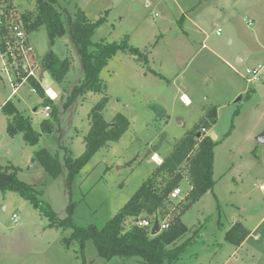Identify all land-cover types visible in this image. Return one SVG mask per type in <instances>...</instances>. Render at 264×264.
Instances as JSON below:
<instances>
[{"label":"rangeland","instance_id":"374dc122","mask_svg":"<svg viewBox=\"0 0 264 264\" xmlns=\"http://www.w3.org/2000/svg\"><path fill=\"white\" fill-rule=\"evenodd\" d=\"M6 5L3 2L1 9L5 11ZM181 6L194 7L195 19L203 24L202 30L189 26L191 35L201 39L199 46L202 41L206 44L190 63V49L182 52V41L178 42L188 38L180 29L186 17L179 15ZM58 9L65 25L79 11L90 21L104 17L93 40L127 39L145 58L137 62L128 52L119 51L101 73L105 93L87 92L68 104L72 88L82 77L70 35L66 33L53 45L44 25L31 30L29 39L37 58L34 65H39L36 74L44 90L55 87L59 121L54 122L52 107L47 118L54 122L52 132L42 130L45 98L32 91L30 81L10 96V77L2 70L0 56V163L21 167L20 179L33 184L39 198L59 217H66L69 188L62 175L56 179L48 176L34 160L35 152L45 148L63 159L67 148L74 157L82 155L90 110L108 96L105 119L111 121L123 113L131 123L119 140L108 142L81 169L73 189L78 201L76 222L102 226L157 169L150 156L154 149L171 154L202 112H206L204 118L215 108L216 121L203 131L209 135L215 132V141H219L214 146L213 188L181 214L192 186L188 164L183 163L179 169L183 175L181 193L160 209V220L171 223L181 214L189 227L169 246L192 240L177 264H264V143L256 139L264 132V0H60ZM36 13L35 0H14L8 11L11 20ZM244 18L252 20V25ZM219 26L220 36L216 35ZM50 49L71 62L61 83L53 80L44 65ZM181 59H186L184 64ZM224 59L231 60L236 69L228 67ZM258 65L263 66L258 79L248 81L246 69ZM181 78L190 86L183 89L194 101L191 106L180 99L179 93L184 91L179 92ZM6 99L30 117L41 134L36 145L29 144L23 132L8 131V117L2 110ZM159 105L167 108L169 117ZM169 178L161 175L158 182L163 184ZM13 213L19 215L17 222ZM238 222L253 230L239 248L226 239ZM134 223L128 218L125 227ZM71 232V228L51 227L49 219L29 200L0 188V264H142L134 257L104 259L91 241L84 249L78 243L66 246L64 239Z\"/></svg>","mask_w":264,"mask_h":264},{"label":"trees","instance_id":"16d2710c","mask_svg":"<svg viewBox=\"0 0 264 264\" xmlns=\"http://www.w3.org/2000/svg\"><path fill=\"white\" fill-rule=\"evenodd\" d=\"M13 1L0 0V6L3 2L8 4L5 11L0 7V15L3 12L8 14ZM35 1L37 13L34 17L25 14L21 16L27 30L30 32L44 25L53 45L57 39L68 33L80 59L82 77L80 82L72 88L68 104L87 92L105 93L107 86L101 73L119 51L143 58L142 52L131 46L127 39L121 42H95L93 40L97 28L105 22L104 17L97 21H90L84 12L79 11L75 17L71 16L68 24L65 25L58 9L59 0ZM44 65L53 80L61 83L70 70L71 62L70 59L61 58L53 49H50L44 58ZM29 81L36 91L45 98L44 104H52L54 122L59 121L58 106L46 96L40 82L33 77ZM108 101V96L104 95L90 110V129L84 137L85 150L82 155L74 157L66 148L62 162L58 154H52L45 148L35 152V160L43 166L52 179L58 178L66 171L65 182L66 187L69 188L70 196L66 217H59L49 204L43 203L38 196L39 191L34 185L20 179V168L15 165H0V188L3 192H17L29 200L49 219L51 227L71 228L70 236L64 239L66 246L78 243L84 249L87 241H91L95 245L98 255L107 260L114 257H134L139 259L138 262L142 264H177L192 242L190 239L181 245L169 247L188 232V227L183 223L181 214L191 204L199 200L204 193L213 188L215 183L213 178L214 146L219 141L212 140L211 136L203 133L202 130L216 121V109H211L191 130L185 132L172 153L158 165L152 175L138 187L132 197L104 225L79 224L75 220L78 205V201L74 199L75 180L92 157L108 142L119 140L130 125L129 118L123 113H117L111 121L105 119L103 111ZM2 110L11 117L8 122V131L11 134L21 131L29 144L36 145L38 143L41 134L33 128L30 117L23 114L12 100H7L2 106ZM54 122L45 119L41 123L42 130L45 133H51ZM198 133H201L200 137L197 136ZM185 162L188 164L192 188L189 192V202L183 207L181 214L171 221L167 229L156 235L151 234L150 227H142L136 223L126 228L125 221L128 218L150 219L156 213L160 215L159 211L167 204L170 193L179 187L183 180L179 169ZM161 175H168L170 178L160 184L158 178ZM249 235L250 230L238 222L227 232L226 239L236 246H240Z\"/></svg>","mask_w":264,"mask_h":264},{"label":"built area","instance_id":"2783aa9c","mask_svg":"<svg viewBox=\"0 0 264 264\" xmlns=\"http://www.w3.org/2000/svg\"><path fill=\"white\" fill-rule=\"evenodd\" d=\"M249 24H251V21H249ZM216 33L217 35H221L222 29L218 28ZM0 56L2 58L3 71L10 77L13 94L18 91L21 84L29 81L31 77L40 82L36 74L39 65H34V61L37 60L34 54V47L29 39V31L20 16L17 20H11L7 13L3 12L0 15ZM262 68V65H258L254 68H247L246 77L248 76V81L258 79V75ZM50 90H52L51 87L45 88L48 97H50L52 101H55L57 97L49 93ZM32 91L36 92L35 87H33ZM55 95H57L56 92ZM51 109L52 104L44 106V117L46 119L51 116ZM203 131H205V129H203ZM180 193L181 188H175L170 193L168 201L174 200ZM156 218L160 221L161 231L170 226V222L164 221V219L161 222L158 213L150 219L137 218L135 219V223L142 227H150L151 230ZM12 219L17 222L19 215L13 213Z\"/></svg>","mask_w":264,"mask_h":264},{"label":"crops","instance_id":"0c3cea01","mask_svg":"<svg viewBox=\"0 0 264 264\" xmlns=\"http://www.w3.org/2000/svg\"><path fill=\"white\" fill-rule=\"evenodd\" d=\"M59 2H60V0H59ZM149 4L148 3H146V6H148ZM179 8V12H180V14L179 15H185L186 17H185V21H184V24H183V26L182 27H180V29H181V31H182V33H187L188 34V38L186 39H182V40H178V42H180V41H182V52H184L185 50H189L190 49V55H189V63L196 57V55H197V53H198V51H199V49L200 48H204L205 46H206V44L202 41V45H200L199 46V42H200V38H197V37H195L194 35H191V31H190V24L194 27V28H197V30H202L203 29V24H201V22L199 21V19L197 18V19H195V16H194V12L195 11H193V10H195V8L194 7H189L188 8V6L187 7H184V6H181V7H178ZM157 14V13H156ZM21 17V16H20ZM244 20H246V21H248V24H249V21H251V24H249V25H252V20H250V19H246V18H244ZM218 28H221L220 26L218 27ZM217 28V29H218ZM193 29V28H192ZM217 29H216V32H217ZM222 29V28H221ZM193 31V30H192ZM186 35V34H185ZM216 35H217V33H216ZM220 36V35H219ZM174 40L175 39H172V42H174ZM208 47V46H207ZM206 47V48H207ZM178 52H180V50L178 51ZM137 62H142L141 60V58H139V57H137V55H132V54H130ZM183 55V54H182ZM181 54H180V57L182 56ZM186 56V55H185ZM155 59V58H154ZM186 59H187V56H186ZM186 59H181L182 61H183V64L185 63L184 61L186 60ZM238 59H240V62L241 61H243V58L241 59V58H239L238 57ZM80 60V59H79ZM225 60V61H224ZM223 60V62L228 66V67H230V68H234V69H236V67H235V65H234V63L230 60L229 61V59L227 60V59H224ZM150 62V61H149ZM149 62L147 63V65L149 66ZM188 63V64H189ZM3 64V63H2ZM187 64V65H188ZM2 70H3V68H2ZM80 74H81V76H82V71H81V66H80ZM181 85H182V87L180 86L179 87V92H180V90H184L183 89V87L184 88H186V89H189L190 88V86H189V84L187 83V81L185 80V79H183L182 80V78H181V83H180ZM54 92H56L55 91V87H54V89H52ZM187 91H183V92H180L179 94H180V99L184 102V104L185 105H189V106H191V105H193L194 104V101H192V98L186 93ZM11 95H13V93H11L10 94V96ZM15 95V94H14ZM9 96V97H10ZM241 97V96H240ZM239 97V98H240ZM7 100H9V99H6L3 103H2V106L5 104V102L7 101ZM237 100H240V99H238L237 98ZM54 102V101H53ZM55 103V102H54ZM15 104V103H14ZM16 105V104H15ZM17 107V106H16ZM159 107L161 108V109H163L162 111H163V114H165L164 116H167V117H169L170 116V114H169V112H168V110H167V108L164 106V105H159ZM18 108V107H17ZM19 109V108H18ZM34 110H37V108H35ZM203 113V115H201L200 117H199V119H197L196 121H195V123H197L204 115H205V111H203L202 112ZM7 117H8V122H9V120L11 119V117L9 116V115H6ZM90 123V122H89ZM131 123V122H130ZM180 124H183V120H180V122H179ZM195 123H194V125H195ZM193 125V126H194ZM192 126V127H193ZM89 129H90V126H89ZM203 129H205V128H203ZM207 129V128H206ZM205 129V130H206ZM189 130H191V128L190 129H188L187 131H189ZM89 131V130H88ZM186 131V132H187ZM203 131V130H202ZM184 135V134H183ZM85 137V136H84ZM85 142V141H84ZM159 149H154V151L151 153V160L153 161V162H155V164L158 166V165H160L162 162H163V160L167 157V156H169L170 154H163V153H161V151H158ZM171 153V152H170ZM156 156L157 157H159V159H160V161L159 160H157L156 159ZM30 157V155H28V157H27V159ZM60 159H61V161L63 162V160H64V155H63V159L60 157ZM35 160V159H34ZM32 162H35V161H33L32 160ZM11 163H9V162H7L6 164L4 163H0V165H3V166H6V165H10ZM12 165H14V164H12ZM15 166H17V165H15ZM19 166V165H18ZM20 168V171H19V174L21 173V167H19ZM63 176V179H64V181H65V179H66V171H64V174L62 175ZM182 182V181H181ZM192 184V183H191ZM181 185V184H180ZM180 187V186H179ZM191 188H192V186H191ZM262 188L264 189V187L262 186ZM191 190V189H190ZM186 225V224H185ZM245 226V225H244ZM188 227V226H187ZM247 229H249L247 226H245ZM188 229H189V227H188ZM250 230V229H249ZM252 232H253V230H250V235L252 234ZM249 235V236H250ZM249 236L247 237V239L240 245V246H237V248H239V247H243L246 243H247V240H248V238H249Z\"/></svg>","mask_w":264,"mask_h":264},{"label":"water","instance_id":"95a60500","mask_svg":"<svg viewBox=\"0 0 264 264\" xmlns=\"http://www.w3.org/2000/svg\"><path fill=\"white\" fill-rule=\"evenodd\" d=\"M239 99H241V97H240ZM197 136L200 137V136H201V133H198ZM210 136H211L212 140H214V141H215L216 138H217V134H216L215 132H212V133L210 134ZM256 139H257V141H259L260 143H264V132H262L261 134H259V135L256 137ZM160 232H161L160 221H159L158 218H156L155 221H154L153 227H152V229H151V234H152V235H156V234H158V233H160Z\"/></svg>","mask_w":264,"mask_h":264},{"label":"bare ground","instance_id":"6f19581e","mask_svg":"<svg viewBox=\"0 0 264 264\" xmlns=\"http://www.w3.org/2000/svg\"><path fill=\"white\" fill-rule=\"evenodd\" d=\"M49 93H51L53 96L57 97V95H55V92H53L52 90H50ZM156 159L160 161L159 157H157V156H156Z\"/></svg>","mask_w":264,"mask_h":264}]
</instances>
